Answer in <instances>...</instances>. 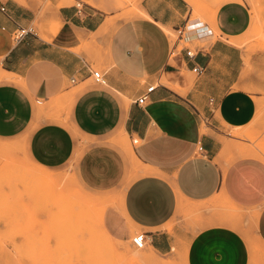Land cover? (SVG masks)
Instances as JSON below:
<instances>
[{
  "label": "crops",
  "instance_id": "obj_1",
  "mask_svg": "<svg viewBox=\"0 0 264 264\" xmlns=\"http://www.w3.org/2000/svg\"><path fill=\"white\" fill-rule=\"evenodd\" d=\"M49 1L59 28L41 38L32 21L46 0H0V138L21 140L41 168L72 164L103 201L98 224L116 249L144 234L148 264H250L247 238L206 205L255 212L264 250V163L236 156L229 135L264 116V41L253 37L264 35V0H223L209 23L192 18L187 0H142L144 16L130 17L118 0ZM184 23L193 60L172 53L167 34ZM30 27L14 44L13 32ZM92 66L105 85L92 81ZM120 135L138 143L126 150ZM195 204L212 223L182 248L183 214Z\"/></svg>",
  "mask_w": 264,
  "mask_h": 264
},
{
  "label": "rangeland",
  "instance_id": "obj_2",
  "mask_svg": "<svg viewBox=\"0 0 264 264\" xmlns=\"http://www.w3.org/2000/svg\"><path fill=\"white\" fill-rule=\"evenodd\" d=\"M111 1L114 3L117 0ZM118 1L122 6L116 8L121 10L123 17H130L142 0ZM62 2L66 5L76 4L74 0ZM190 2L187 4L193 9L192 18L209 23L214 5L220 6L223 0ZM54 10L53 4L46 0L35 12L32 27L41 38H44V32L50 35L57 33L49 28L52 23H56ZM167 32L173 44L174 31L169 29ZM253 37L264 41L261 30H257ZM92 69L104 72L98 66H92ZM38 108H43V105ZM229 135L235 140L236 156L264 163V116L259 114L248 127L231 130ZM123 136H118L119 145L131 150L132 141L126 135L127 139ZM231 158H234L233 155ZM43 172L55 177L47 180L42 176ZM54 179L57 180L53 182ZM219 202L206 207L221 220H218L219 223L239 228L249 244L253 242V246H250L253 248L250 250L252 253L258 251L261 247L252 229L255 212L237 210L224 201ZM224 204L234 211H228ZM103 206L99 196L86 192L78 183L72 164L52 170L41 168L30 161L21 140L0 138V264H148L142 251L135 249L130 242L116 249L103 236L98 224ZM194 207L191 206V213L188 210L183 214L186 236L182 248H185L193 234L204 227V223H212L202 219L198 208ZM196 208L197 212L194 210ZM237 211L240 216L235 215ZM260 250L250 256V264H264V250ZM176 253L181 257L177 249ZM163 263L183 264L180 258Z\"/></svg>",
  "mask_w": 264,
  "mask_h": 264
},
{
  "label": "built area",
  "instance_id": "obj_3",
  "mask_svg": "<svg viewBox=\"0 0 264 264\" xmlns=\"http://www.w3.org/2000/svg\"><path fill=\"white\" fill-rule=\"evenodd\" d=\"M76 7H81L80 3H77ZM0 10L4 11L5 8L1 7ZM192 27H193V25H191L189 23L188 24L184 23V24L176 27L174 29L175 40L172 44V53H174L175 51L184 52L185 56L188 60H193V58L195 57V51L193 49H190L188 46V42L190 39V32L192 31ZM28 34H33V28L32 27L25 28V29H22V28L18 29V30L13 32L12 41L14 42V44H19L25 39V37ZM192 72L196 75H199L202 72V68H200L198 66H194L192 68ZM90 73H91V76H92L95 84H98V85H105L106 84V80H105L103 73H101L99 71H95L93 69L90 71ZM71 82L74 83L75 80L72 79ZM154 89H155V86L148 87L145 90V92L142 94V96L136 100L135 103L138 105H143L145 103L148 95ZM132 143L137 144L138 139H132ZM131 243H132L133 247L137 250L144 249V247L146 245L145 235L144 234H138V235L134 236L131 239Z\"/></svg>",
  "mask_w": 264,
  "mask_h": 264
},
{
  "label": "bare ground",
  "instance_id": "obj_4",
  "mask_svg": "<svg viewBox=\"0 0 264 264\" xmlns=\"http://www.w3.org/2000/svg\"><path fill=\"white\" fill-rule=\"evenodd\" d=\"M187 1H188V3L190 2V0H187ZM190 3H191V2H190ZM137 11L139 12V14H141V15L144 16V13H143L141 10L137 9ZM133 14H134V12H133ZM135 15H136V14H135ZM250 20H251V19H250ZM250 22H251V21H250ZM59 23H60V22H59ZM49 24H50V23H49ZM49 28L52 29V30H54V31H58L59 25H58L57 22L54 23V24L52 23V25H50ZM259 30H260V29H259ZM167 33H168V32H167ZM170 35H171V34H170ZM236 41H238V40H236ZM2 73H4V72L2 71ZM0 74H1V73H0ZM1 76H2V75H1ZM0 78H1V77H0ZM202 129H203V128H202ZM204 129H205V128H204ZM123 137L127 139V137H126L125 135H124ZM123 141H124V140H123ZM124 142H126V140H125ZM258 152H259V150H258ZM3 153H4V151H3ZM254 153H255V152H254ZM262 153H263V152H261V154H262ZM241 154H242V153H241ZM241 154H240V156H241ZM254 155H255V154H254ZM248 156H250V155H248ZM251 157H252V156H251ZM253 157H254V156H253ZM47 180H48V179H47ZM56 180H57V179H54L53 182L56 181ZM59 180H60V179H58V182H59ZM63 180H64V179H63ZM69 181H70V180H69ZM51 182H52V180H51ZM68 183H69V182H68ZM215 203H218V201L215 202ZM219 203H220V202H219ZM220 205H221V204H220ZM224 205H225V204H224ZM191 206H192V205H191ZM199 206H200V204H199ZM199 206H198V205L196 206V204H195V207H199ZM202 206H205V205L202 204ZM202 206H200V207H202ZM221 206H222V205H221ZM226 206H227V205H225V207H226ZM193 207H194V206H193ZM195 207H194V208H195ZM223 207H224V206H222L221 209H222ZM189 208H191V207H189ZM227 209H228V206H227ZM190 210H191V209H189V211H190ZM195 210H196V212H197V208H196ZM222 210H225V208L222 209ZM229 210H230V212H231V211H234V210H232L230 207H229L228 211H229ZM237 210H238V209H237ZM100 211H102V208H101ZM196 212H195V213H196ZM225 212H226V210H225ZM101 213H102V212H101ZM190 213H191V211H190ZM237 214H239L238 211H237V213H236L235 215H237ZM253 214H255V213H253ZM253 214H252V215H253ZM65 215H66V214H65ZM249 215H250V214H249ZM239 216H240V214H239ZM229 217H230V216H229ZM233 217H234V216H233ZM233 217H232V218H233ZM253 219H254V218H253ZM256 219H257V218H256ZM218 220H220V219H218ZM252 221H253V220H252ZM220 222H221V220H220ZM232 222H233V220H232ZM229 224H230V222H229ZM243 224H244V223H243ZM243 229H244V228H243ZM244 231H245V230H244ZM101 232H102L103 236L106 238V234H105V232L102 230V228H101ZM254 236H255V235H254ZM250 241H251V240H250ZM249 243H250V242H249ZM258 245H259V244H258ZM251 246H253V242H252V245H251ZM254 246H255V244H254ZM256 247L259 248L258 246H256ZM257 248H256V249H257ZM251 249H253V248H250V250H251ZM260 249H261V248H260ZM260 249H259V250H260ZM254 250H255V249H254ZM254 250H253V251H254ZM259 250H258V251H259ZM258 251L255 250V252H253V253L251 252V256H252V254H254V253L256 254V252H258ZM260 251H261V250H260ZM257 254H258V253H257ZM259 254H260V252H259ZM261 254H262V252H261ZM259 256H260V255H259ZM253 258H254V257H252V259H253ZM253 261H254V259H253ZM253 261H252V262H253Z\"/></svg>",
  "mask_w": 264,
  "mask_h": 264
}]
</instances>
